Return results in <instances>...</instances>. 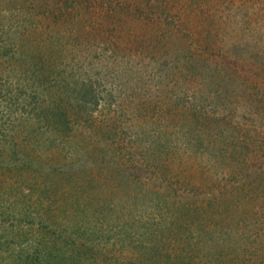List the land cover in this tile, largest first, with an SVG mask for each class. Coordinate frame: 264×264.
Returning a JSON list of instances; mask_svg holds the SVG:
<instances>
[{
	"label": "rangeland",
	"instance_id": "rangeland-1",
	"mask_svg": "<svg viewBox=\"0 0 264 264\" xmlns=\"http://www.w3.org/2000/svg\"><path fill=\"white\" fill-rule=\"evenodd\" d=\"M260 77L264 0H0V264H42L76 222L87 264L166 236L264 264Z\"/></svg>",
	"mask_w": 264,
	"mask_h": 264
},
{
	"label": "trees",
	"instance_id": "trees-1",
	"mask_svg": "<svg viewBox=\"0 0 264 264\" xmlns=\"http://www.w3.org/2000/svg\"><path fill=\"white\" fill-rule=\"evenodd\" d=\"M260 85L262 86L260 87ZM260 88H264V78H261V80L259 79V81L252 87V89L258 90L256 92L262 97L264 93L259 90ZM82 98L84 99V103L87 102V99L90 100L94 105L98 103V98L95 97L91 90L82 93ZM262 102L264 103L263 97ZM57 108L50 105H43V108L41 109L43 120H47L48 124L52 126L54 132L57 134L63 136L69 135L71 131L70 122L65 112ZM259 113L264 118V108H260ZM187 139V145L191 147L194 140H191V138L188 137ZM198 143L202 144V140H199ZM235 164H237L236 161ZM89 230L90 228H88L86 225H83V223L76 222L73 231H71V233L69 232V234H73L69 235L71 244L60 246L57 249V253L55 251L47 252L49 254L44 255L42 264H87L85 255L87 254V249L90 248V250L96 255L99 252L96 249L98 247L87 246V240L84 238L88 233H92ZM170 230H172V228ZM170 240H172L171 237ZM168 241V236H166L165 240H162V238H155L153 241H151V243H148L144 247V254H139V264H195V256L197 254L194 255L193 252L198 250L200 244L196 243L195 246H191V241L182 239V243L184 242L183 246L175 245L172 243V241H170L168 245ZM207 255L209 254L204 252L203 257H206ZM225 256L227 259L225 262L227 264H245L243 259H234L231 257V251H228ZM53 260H55V262H52ZM32 262L33 261H29L28 264H34Z\"/></svg>",
	"mask_w": 264,
	"mask_h": 264
}]
</instances>
